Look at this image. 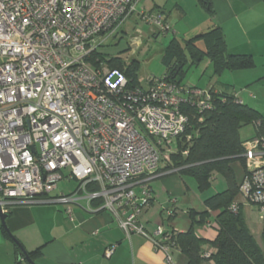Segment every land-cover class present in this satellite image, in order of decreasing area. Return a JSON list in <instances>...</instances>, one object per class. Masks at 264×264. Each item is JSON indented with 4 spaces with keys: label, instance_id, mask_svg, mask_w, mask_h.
Instances as JSON below:
<instances>
[{
    "label": "built area",
    "instance_id": "obj_1",
    "mask_svg": "<svg viewBox=\"0 0 264 264\" xmlns=\"http://www.w3.org/2000/svg\"><path fill=\"white\" fill-rule=\"evenodd\" d=\"M139 1L0 0L2 213L85 199L111 212L126 235L154 240L163 233L158 227L149 235L140 223L151 199L148 181L169 164L186 129L182 108L209 109L210 93L166 75L131 82L123 70L89 60L132 16L156 33L172 30L159 10L140 9ZM243 145L255 189L246 178L240 188L262 217L264 149L258 139ZM62 179L76 180L75 189L51 195ZM167 242L154 240L171 261Z\"/></svg>",
    "mask_w": 264,
    "mask_h": 264
},
{
    "label": "crops",
    "instance_id": "obj_2",
    "mask_svg": "<svg viewBox=\"0 0 264 264\" xmlns=\"http://www.w3.org/2000/svg\"><path fill=\"white\" fill-rule=\"evenodd\" d=\"M138 7L145 11L159 10L177 39L218 27L226 52L244 55L251 64L246 68L225 69L219 74L212 67L203 85H185L233 93L240 103L258 111L264 121V0H140ZM127 21L135 24L140 20L132 16ZM150 32L153 36L158 34ZM238 133L243 142L249 141L254 139L255 128L247 124ZM164 166L161 164L158 175L148 181L151 199L140 217L144 230L153 236L161 227L163 233L154 237L161 243H168L166 237L188 230L197 238L214 240L218 210H209L204 201L227 187L225 178L214 173L209 187L200 191L193 177L162 171ZM231 169L239 183L244 165L235 160ZM75 187L50 194H67ZM236 198L243 202L241 197ZM97 205L98 202L88 204L79 199L69 205L43 202L10 207L3 221L0 218V264H31L24 258L23 250L34 264H188V257L177 246L169 247L172 260L167 261L166 253L150 237L139 233L126 235L116 217ZM241 211L256 242L264 249L263 218L257 207L242 203ZM252 222L259 227V239L250 225ZM111 246H114L112 253L105 256V249ZM202 248L204 252L214 251L208 243ZM17 250L21 251V257ZM197 264L214 262L205 257Z\"/></svg>",
    "mask_w": 264,
    "mask_h": 264
},
{
    "label": "trees",
    "instance_id": "obj_3",
    "mask_svg": "<svg viewBox=\"0 0 264 264\" xmlns=\"http://www.w3.org/2000/svg\"><path fill=\"white\" fill-rule=\"evenodd\" d=\"M103 54L92 53L89 60L95 66L103 61L110 68H119L124 71L128 80L137 81L134 67L136 61L128 63L114 55L108 59ZM187 55L192 64L207 57L215 74L225 69L246 68L251 64L250 58L244 55L226 52L222 33L215 26L193 37H173L169 40L162 50V59L166 65L164 75L168 79L181 83L180 75ZM207 90L210 93L209 109L198 111L194 106L182 108L188 116V123L185 131L176 140V149L170 154L169 164L162 171L193 177L200 191L209 187L214 173L217 172L225 178L227 187L204 201L209 210H218L215 217L217 234L214 240L207 241L197 238L192 230H188L169 237V241L186 254L188 264H197L205 257L212 259L214 264H264V249L256 242L241 211L242 203L255 205L257 209L259 205L256 201L245 198L240 188L245 178L250 182L251 191L255 189V185L244 157V142L238 133L240 127L252 124L255 128L254 139H258L260 147L264 149V121L258 111L240 103L233 93L213 88ZM235 160L244 165V175L239 183L234 180L231 169V163ZM262 171L264 178V166ZM205 216L203 213L201 218L204 219ZM262 218L264 238V214ZM206 243L214 248L213 252L203 251L202 246ZM17 253L19 257L22 256L21 251L17 250Z\"/></svg>",
    "mask_w": 264,
    "mask_h": 264
},
{
    "label": "rangeland",
    "instance_id": "obj_4",
    "mask_svg": "<svg viewBox=\"0 0 264 264\" xmlns=\"http://www.w3.org/2000/svg\"><path fill=\"white\" fill-rule=\"evenodd\" d=\"M151 30L153 29L141 20L136 21L135 24L133 21H128L122 30L107 39L101 47L104 57L108 59L111 55H117L128 63L133 60L136 61L134 66L136 80L142 84H145L151 76L159 77L165 74L166 65L162 59V50L174 36L171 30L165 34L158 33L153 36ZM107 68L110 67L107 66ZM182 69L180 75L182 84L203 85L212 73V65L207 57H203L197 64H192L190 57L187 55L186 63ZM200 88L208 89V87ZM76 184L77 181L74 179H62L58 181L55 190L59 192L63 188L71 189ZM256 217L257 220L258 216ZM253 222L250 225L256 238L259 239V227L253 225Z\"/></svg>",
    "mask_w": 264,
    "mask_h": 264
},
{
    "label": "water",
    "instance_id": "obj_5",
    "mask_svg": "<svg viewBox=\"0 0 264 264\" xmlns=\"http://www.w3.org/2000/svg\"><path fill=\"white\" fill-rule=\"evenodd\" d=\"M6 217V213H2L1 212V209H0V218L2 219V221H3V219ZM22 253H23V256H24V258L29 262V263H31V264H34V262L32 261V259L29 257V255L23 250L22 251Z\"/></svg>",
    "mask_w": 264,
    "mask_h": 264
}]
</instances>
